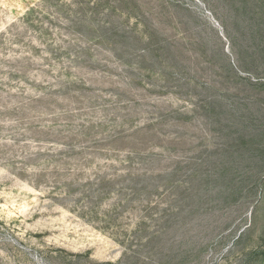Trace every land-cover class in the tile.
Wrapping results in <instances>:
<instances>
[{
  "label": "rangeland",
  "instance_id": "obj_1",
  "mask_svg": "<svg viewBox=\"0 0 264 264\" xmlns=\"http://www.w3.org/2000/svg\"><path fill=\"white\" fill-rule=\"evenodd\" d=\"M0 264H264V0H0Z\"/></svg>",
  "mask_w": 264,
  "mask_h": 264
}]
</instances>
